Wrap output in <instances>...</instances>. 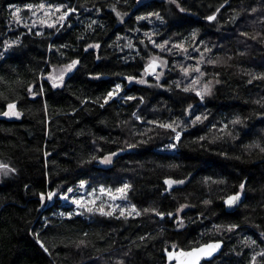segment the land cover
Segmentation results:
<instances>
[{
  "label": "trees",
  "instance_id": "16d2710c",
  "mask_svg": "<svg viewBox=\"0 0 264 264\" xmlns=\"http://www.w3.org/2000/svg\"><path fill=\"white\" fill-rule=\"evenodd\" d=\"M177 2L183 12L169 0H0V113L9 103L21 113L17 121L0 114V164L15 169L0 174V264H166V249L213 241H221L223 249L203 264H251L253 255L264 251V152L249 147L264 146V79L257 78L264 75V1ZM40 3L77 11L63 27L61 22L57 28L39 22L33 27L32 12L24 7ZM15 8L21 9V23L13 19ZM150 12H159L163 21L154 16L137 21ZM213 13L216 19L209 22ZM145 32L155 33L157 42L183 38L188 53H160ZM7 44L12 46L5 50ZM92 44L100 47H88ZM153 55L168 61L161 80L145 77L147 84L128 85L125 77L139 79ZM73 59L80 60L78 70L62 87L42 78ZM209 59L219 62L211 65ZM198 63L205 75L195 87L214 84L203 100L182 90L198 74L185 76L177 67ZM116 83L122 84L119 96L100 107ZM189 105L208 119L190 126ZM237 118L241 123L233 124ZM148 121H183L188 127L170 149L174 134ZM112 152L118 155L111 163L100 162ZM166 178L186 183L166 191ZM81 180L90 192L130 184L126 201L142 214L74 213L59 197ZM241 183L243 201L228 213L223 202ZM48 192L56 195L42 202L40 194ZM182 204L188 207L177 219L143 212L175 213ZM231 224L238 227L228 231ZM256 264H264V257L257 256Z\"/></svg>",
  "mask_w": 264,
  "mask_h": 264
},
{
  "label": "snow or ice",
  "instance_id": "6c2138e0",
  "mask_svg": "<svg viewBox=\"0 0 264 264\" xmlns=\"http://www.w3.org/2000/svg\"><path fill=\"white\" fill-rule=\"evenodd\" d=\"M170 3L176 4L177 8L180 9L181 12L184 11V9L180 6V4L177 2V0H169ZM29 11L32 12V15L35 16L37 14V11H43L44 13V17L45 19H41L40 23L48 28H57V22L53 21L51 23L48 22L47 18H50L53 14L59 13V17L58 20L60 23V27H63L64 24L63 22L65 20H67V18L71 15L74 14L77 9L66 5V4H51V3H40L39 5H32V4H28L25 6ZM221 8L224 7V5L220 6ZM113 11H115V9H113ZM220 11V8L216 9V13H218ZM252 13H255L257 11L256 8H252L251 9ZM20 12L21 9L20 8H15V10L12 12V16L13 19L15 20V22L17 23H21L22 19L20 16ZM216 13H213L212 15H208L206 17V19L211 22L214 21L216 19ZM117 16H121V14L119 12H117ZM156 17L158 20L163 21V17L160 15L159 12H150L147 13L146 15H142V16H138L137 17V21H142V20H149L150 17ZM93 23H95V21H93ZM262 23H264V21H262ZM35 26V24H33V27ZM25 27H28L27 24H25ZM89 27H91V25H89ZM58 30V29H57ZM29 31H31V28L29 29ZM37 35H43V33H36ZM152 35H155V33H153ZM152 35H149V33L145 32L144 36L148 37V41L151 44V46L154 49H159L160 53H164V52H173L174 49H179L180 51L184 52L185 54L188 53V49L185 47L184 43H183V38L181 39V42H172L169 39H163L161 42H157L156 40H154L152 38ZM241 35L243 36H248L247 33H241ZM193 38H195L196 34L192 33ZM252 39H256V37H251ZM118 39H122L121 37H118ZM15 43V42H13ZM141 44H143V41H140ZM200 43H203L202 41H200ZM12 44H7L6 45V49L8 47H11ZM128 48H133L134 45L129 42L126 45ZM62 47H66V46H62ZM88 47L90 48H99L100 45L99 44H92V45H88ZM145 47H147V45H145ZM197 52H199V48L195 49ZM85 51H87V48L85 49ZM204 51L210 52L211 49L205 47ZM203 55V53H201V56ZM4 58V54L0 53V59ZM208 64L211 65H215L217 64L219 61L218 60H207L206 61ZM80 64V60L79 59H73L70 62L64 64L62 67H60L58 70L54 69L53 71L49 72L47 74V76H44L42 74V78L45 79L46 81L51 83V86L53 88H57V87H62L64 84V79L65 76L69 73H72L74 70H78V65ZM168 66V61L163 58L162 55H153L149 58V62L144 65L143 67V72L140 75V78L137 79L136 76H126L125 79L131 83L133 81H136L139 84H147L148 80L145 78L149 75L153 76L155 78V80L157 82H159L161 80V77L163 75L162 72H159L158 69L160 68H166ZM180 70V72L185 75V76H190L193 72L197 73L198 76L196 79L192 80V85L189 87H185L182 90L184 92H195V95L197 97L200 98V100H203L205 95L210 94L211 92V85L212 82L209 81L208 83L204 84L203 87L201 88H196L195 85L199 84L200 82V77H203L205 75V73L201 70V67L199 66V63L194 67H185L183 65H178L177 66ZM94 78H99V75L95 76ZM259 79H264V75H261L260 77H257ZM252 81L249 80V83H251ZM218 83V81H217ZM157 86H161L159 84H157ZM176 86L179 88L180 84L178 82H176ZM40 90L41 92L43 91V85H40ZM122 91V84L120 83H116L114 85V87L112 88V90H110L106 97H104V103L100 105V107H104V104H108L109 101L113 100L115 97L119 96V93ZM28 92L30 94H32L33 96L36 95L35 92H33L32 87L28 88ZM124 99L126 100H135L137 99L134 96H127L124 97ZM140 102L143 103V98H140ZM257 103H259V101H257ZM192 105H189L188 108L185 110L186 114L190 117H194L193 119H191L190 121V126L195 127L198 123H203L204 120H207L208 117L206 114H202V115H195L192 112ZM7 111H4L3 113H0L2 115H4L5 117H10V116H16L17 118L19 117L20 113L18 111H16V104L15 103H9L7 105ZM133 116L136 117L137 120H140L141 117L137 114V113H133ZM148 123L151 124H155L157 127L165 129V130H169L171 133H173V137L172 140L173 142L168 144L167 147L170 149H175L177 147V144H179L181 142V138L183 133L187 130L188 125H184V122L181 121L179 123H177L176 121H170V122H159V121H148ZM233 124H239L241 123V120L239 118H237L236 120L232 121ZM182 125H184L182 127ZM213 127H215V125H213ZM224 128H227V125H224ZM230 134V133H229ZM200 140H203L204 137L201 136L199 137ZM129 148L135 147L134 145H128ZM250 148H258L261 152H264V146H262L261 144H253V145H249ZM123 151V149L121 150ZM118 155V153L116 152H112L109 153L108 156H105L101 159V163H105V164H109L112 162V157ZM95 159V157H94ZM9 171L14 172L15 169H10L8 165L6 164H0V174H7ZM186 181L185 180H174L171 178H166L164 180V184L167 186L166 191L171 190L173 188V185H183L185 184ZM87 182L81 180L80 181V187L84 188L86 186ZM245 183H241L239 185V190L236 191L234 194L228 195L225 200L224 203L231 207L234 205H237L239 202H241V197L242 195H244L245 193ZM131 188L130 184H123L121 187H118L115 189V193H118L119 196L115 195L113 193L112 189H107L104 186H101L99 191L100 193H107V195L109 196V198L113 201H115L116 199H127V191ZM73 189L72 188H68L67 192H72ZM96 191V189H93V193ZM56 195V193L53 192H48L47 194L45 193H41L40 194V200L43 202L46 198L48 200H51L54 196ZM91 195V193H90ZM64 199H68L67 196L63 197ZM72 203L75 204L77 207H84L86 208V210L88 212H99L101 215L103 216H108L111 217L114 215V213L119 210V214L121 217L125 216V213H127L128 216H131L133 214H135L136 216H140L142 213L140 210L137 209L136 205H131L130 209L126 208V207H121L120 205H113L111 207L110 210H105V207L103 205H99L96 207H88V204L91 205H96V199H92L90 201H87V203H85L84 198L80 197V198H73L72 199ZM211 203V201L209 200H205L204 204H209ZM188 207V205L186 204H182L179 206V208L176 209V212H168L167 214H165L163 211H160L158 209L155 208H145L143 209L144 213H154L156 216L160 217L161 219H163L165 217V215H167L168 217L172 218V219H177V216L180 212H182L184 210V208ZM73 214L72 213H68V216L71 217ZM180 223L182 224V221H180ZM217 228H219L220 226H216ZM238 225L235 224H231L228 225L227 230L228 231H232L235 228H237ZM81 244H83L84 242L81 241ZM252 244H256L255 240L251 241ZM41 247L44 248L45 252H48V249L44 247L43 244H41ZM173 249H175L177 246L173 245L172 246ZM221 247V242L217 241V242H210L204 245H201L200 247L197 248H192L188 251H184V250H180L179 252L176 251H168L167 249L165 251H167V256H168V260L172 261V260H177L179 261V264H200V261L202 258L204 257H211L213 255V253H215L219 248ZM260 256V257H264V251L258 252L255 255H253L252 257V261L251 264H256V257ZM119 264H124L123 261H120Z\"/></svg>",
  "mask_w": 264,
  "mask_h": 264
},
{
  "label": "rangeland",
  "instance_id": "374dc122",
  "mask_svg": "<svg viewBox=\"0 0 264 264\" xmlns=\"http://www.w3.org/2000/svg\"><path fill=\"white\" fill-rule=\"evenodd\" d=\"M24 9H27L26 7H24ZM58 17L59 16H57V13L56 14H53L50 18H47L48 19V22H53V21H56L57 23H59V20H58ZM41 19H45V17H44V13H43V11H37V14L35 15V16H33V15H31V23L32 24H35V23H37V22H39L40 23V20ZM41 24V23H40ZM54 69H59V68H53L52 69V71L54 70ZM161 69H163V68H161ZM161 71V70H160ZM159 71V72H160ZM70 74V73H69ZM69 74H67L66 76H65V78L69 75ZM135 83H137L136 81H133V82H131V83H129L128 81H127V84L128 85H132V84H135ZM214 88V84H212L211 85V91H212V89ZM120 94V93H119ZM8 109L6 108V110L5 111H7ZM16 111H18V109L16 108L15 109ZM19 112V111H18ZM20 113V112H19ZM2 118L3 119H5V120H14V121H17V120H20L21 119V113H20V115H19V117L17 118L16 116H10V117H5L4 115H2ZM115 157V156H114ZM114 157H112V159L114 158ZM100 189V188H99ZM99 189H97L94 193H93V191H87L86 190V186L84 187V188H81L80 186L77 188V189H75L74 191H72V192H68L66 195H63V196H60L59 198H60V201H61V203L63 204V205H65V206H70V207H72V209H73V211H74V213H76V214H78V213H80L81 211H87L86 210V208H84V207H77L75 204H73L72 203V199L73 198H80V197H83L84 198V201H85V203H87V201H90V200H92V199H96V205L94 206V205H91V204H88L87 206L88 207H96V206H99V205H103L104 207H105V210L107 209V210H110L111 209V207L113 206V205H120L121 207H126V208H129L130 209V206H129V204H128V202L126 201V199H116L115 201H113V200H111L110 198H109V196L107 195V193H100V191H99ZM90 193H91V195H90ZM113 193L115 194V195H117V196H119V194L118 193H115V191H113ZM64 196H67L68 197V199H64L63 197ZM115 213H118L119 214V210H117ZM135 214H133V215H131V216H134ZM125 216L126 217H129L128 215H127V213H125ZM178 221L176 220L175 221V223H177Z\"/></svg>",
  "mask_w": 264,
  "mask_h": 264
},
{
  "label": "water",
  "instance_id": "95a60500",
  "mask_svg": "<svg viewBox=\"0 0 264 264\" xmlns=\"http://www.w3.org/2000/svg\"><path fill=\"white\" fill-rule=\"evenodd\" d=\"M229 1H231V0H229ZM261 1H264V0H261ZM160 69H158V71H160ZM147 78H153V76L149 75V76H147ZM242 201H243V195L241 197V202H239L237 205L229 207L224 202H223V205L225 207L226 212L231 213V212L235 211L239 207V205L242 203ZM163 219L160 218V220H163ZM213 242H217V241H213ZM219 242H221V241H219ZM208 243H210V242H208ZM205 244H207V243H205ZM202 245H204V244H202ZM200 246H198V247H200ZM194 248H197V247H194ZM222 249H223V243L221 242V247L215 253H213V255L211 257L202 258L201 261H200V264L212 261L215 257L219 256V254L221 253ZM173 251L179 252L180 250H173ZM184 251H188V250H184ZM166 259H167V263L166 264H179V261H177V260L169 261L167 254H166Z\"/></svg>",
  "mask_w": 264,
  "mask_h": 264
}]
</instances>
